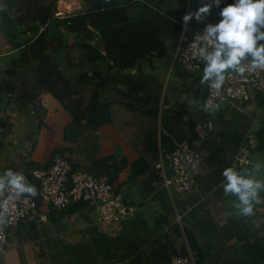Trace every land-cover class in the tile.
<instances>
[{"label": "crops", "instance_id": "0c3cea01", "mask_svg": "<svg viewBox=\"0 0 264 264\" xmlns=\"http://www.w3.org/2000/svg\"><path fill=\"white\" fill-rule=\"evenodd\" d=\"M74 1L84 8L82 0ZM144 1L137 0L139 4L132 13L142 14ZM153 1L165 11L184 4L183 0ZM230 1L224 0V5ZM211 2L188 0L192 6ZM0 9L1 84L7 70L23 60V48L17 46V41L30 34L20 27L12 34L11 42L8 30L13 17L2 3ZM213 15L212 9L199 24H209ZM74 43V38L69 40L68 57L75 64L76 52L70 51L73 46L78 48L79 42ZM94 43L100 45L98 41ZM167 44L170 47L171 38ZM175 51L171 50L166 58L153 56L129 71L117 73L119 78L151 86L153 104L160 110L158 118L117 104L110 108L109 122L93 128L83 121L81 135L70 139L71 127L76 122L51 94L42 92L34 107L27 111L19 110L15 103L1 102L0 118L8 116L12 130L9 134L0 130V174L10 168L23 173L34 184L33 170L50 168L56 155L80 165L110 158V165L127 163L112 185L135 211L121 224L104 227L96 220L95 204H73L66 210L41 205L39 211L48 215V222L20 223L9 235L7 253L0 257V264H172L179 255H192L195 264H264V192L253 216H239L234 208L235 197L223 191L222 176L226 167L235 168L239 149L251 129L257 126L264 129V93L251 94L244 101L225 104L220 111L206 115L202 111V96H195L199 88L195 75L178 65ZM81 54L83 59L76 61V64L83 61V67L79 68L90 75L101 69V63L91 64ZM168 83L172 84L170 91L166 89ZM88 87L91 85L86 91ZM106 91L111 93L109 89ZM177 104L188 107L184 127L180 128L168 116ZM206 120L213 121L214 128L203 139ZM169 129L183 132L186 135L183 142L203 154L202 169L197 175L198 189L191 194L168 190L151 172L139 174V168L132 167L141 159L152 163L148 132L158 140ZM261 136L262 145L252 154L250 164L235 169L264 180V134Z\"/></svg>", "mask_w": 264, "mask_h": 264}, {"label": "trees", "instance_id": "16d2710c", "mask_svg": "<svg viewBox=\"0 0 264 264\" xmlns=\"http://www.w3.org/2000/svg\"><path fill=\"white\" fill-rule=\"evenodd\" d=\"M57 2L58 0H0L13 17L8 30L9 40L14 41L12 34L20 27H25L30 34L17 41V46L23 48V60L7 70L0 84V105L6 100L8 103H15L19 110L27 111L34 107L42 92H45L59 101L73 116L74 122L86 121L93 128L109 122L110 108L117 104H125L158 118L160 110L153 104L151 86L134 79L119 78L115 73L129 71L140 61L153 56L166 58L171 50L177 49L183 35L193 38L195 34L203 33L205 25L199 24L196 19L187 23L184 21L186 14L194 13L200 6H187L184 3L176 10L165 11L154 4L153 0H145L142 14L136 15L132 10L138 6L137 0H82V12L57 19ZM231 2L232 0L229 3ZM213 10L215 15L210 18L209 23L219 20V8L213 7ZM2 13L0 9V17L3 16ZM56 27L62 29L63 36L59 35ZM70 38H74L75 43L79 42L78 48L82 50L85 59L91 64L101 63V69L92 71V75L83 70L73 78L67 77L64 67H83V61L76 64L77 60L74 59V64L68 57ZM168 38H171L170 47L167 44ZM95 41L100 45L93 44ZM203 67L201 71L194 73V80L199 85L195 96L198 98L202 94V107L210 88L207 83H201ZM89 85H93L94 89L87 103L81 94ZM107 89L113 96L104 98L103 92ZM78 95L80 96L76 97ZM187 115L188 107L185 104H177L168 113L169 121L179 128L184 127ZM0 130L3 134L11 133L12 124L8 116L0 121ZM261 134H264V129L257 134L262 141ZM185 138L183 132L175 129H169L168 134H162L158 140L153 138V133L148 132L147 144L151 149L152 163L141 159L133 163L132 167L139 168V174L151 172L152 177L159 181L156 165L161 151L174 150ZM109 162L110 158H104L93 160L87 165L71 163V175L78 171L92 172L106 175L110 183H113L127 163L116 166ZM34 186L37 188L35 199L42 204L36 181ZM79 203L86 202L74 204Z\"/></svg>", "mask_w": 264, "mask_h": 264}, {"label": "built area", "instance_id": "2783aa9c", "mask_svg": "<svg viewBox=\"0 0 264 264\" xmlns=\"http://www.w3.org/2000/svg\"><path fill=\"white\" fill-rule=\"evenodd\" d=\"M183 2L190 6L188 0ZM84 10L81 3L74 0H58L55 18H67ZM197 33L193 38L182 36L176 49V62L185 71L196 73L202 70L204 61L199 57L200 47L207 45ZM246 65L248 61H243ZM264 93V69L251 70L245 73L230 71L220 89L209 88L204 100L203 109L206 115L214 114L228 103L244 101L251 94ZM214 128L213 121L206 120L203 139ZM259 126L253 127L247 134L235 159V168L240 169L250 164L252 154L261 146L258 137ZM203 164L202 152L188 142L178 143L171 151H161L156 169L159 172L161 185L173 189L180 195L193 193L198 189L197 175ZM71 163L63 156L56 155L50 168H35L33 177L39 185L41 203L28 193L17 195L14 190L0 194V201L11 197L7 212L0 216V257L7 253L10 233L22 222H48V215L39 211L40 206L55 210H66L74 203L86 202L97 206V222L104 227L119 225L135 211L132 205L125 203L122 195L114 190L106 175L78 171L71 175ZM25 176V175H24ZM26 183L34 185L30 178ZM158 185V182L155 183ZM172 264H195L192 255L176 256Z\"/></svg>", "mask_w": 264, "mask_h": 264}, {"label": "clouds", "instance_id": "9594fccd", "mask_svg": "<svg viewBox=\"0 0 264 264\" xmlns=\"http://www.w3.org/2000/svg\"><path fill=\"white\" fill-rule=\"evenodd\" d=\"M222 4L224 0H212L184 16L186 23L193 18L199 21L211 14L213 7L219 8V20L205 25L200 37L212 46L211 50L200 47L198 51L205 62L201 83H207L212 89H220L230 71L243 74L249 66L251 70L264 69V0H232L220 7ZM222 176L224 193L235 197L236 214L253 216L255 206L262 203L264 180L233 167H226ZM6 190H14L17 195H37V188L26 183L24 174L10 168L0 174V193ZM10 199L0 201V216L7 212Z\"/></svg>", "mask_w": 264, "mask_h": 264}, {"label": "rangeland", "instance_id": "374dc122", "mask_svg": "<svg viewBox=\"0 0 264 264\" xmlns=\"http://www.w3.org/2000/svg\"><path fill=\"white\" fill-rule=\"evenodd\" d=\"M70 41H72V38H70ZM72 51H70L71 53H74V51L76 52V56L74 57V58H76V60L77 59H80V60H82L83 58H82V54L80 53L79 54V52H81L82 50L81 49H79V48H77L76 46H73V48L71 49ZM175 56H176V51H175ZM174 56V57H175ZM166 61L167 60H165V63H166ZM78 62V61H77ZM179 65V64H178ZM175 67H177V66H175ZM172 70H173V68H172ZM63 71H64V73H65V75L67 76V77H69V78H73V77H75L76 75H78L79 73H81L83 70L81 69V68H71L70 66H67V67H64L63 68ZM117 74V73H116ZM167 82H169V77H168V80H167ZM172 83V82H171ZM171 83H168L167 84V86H166V89H168V91H170L171 90V87H172V84ZM93 89H94V86L93 85H91V87H88L87 88V91L85 90H83V92H82V95H83V99L88 103L89 101H90V98H91V95H92V93H93ZM48 94H50V93H48ZM49 96H53L52 94L51 95H49ZM108 96H113V94H111V93H109V92H107V91H104L103 92V97L104 98H106V97H108ZM200 96H202V94L200 93ZM204 113H205V111H204V109L202 110ZM45 113V110H43V114ZM2 119L0 118V121H1Z\"/></svg>", "mask_w": 264, "mask_h": 264}, {"label": "water", "instance_id": "95a60500", "mask_svg": "<svg viewBox=\"0 0 264 264\" xmlns=\"http://www.w3.org/2000/svg\"><path fill=\"white\" fill-rule=\"evenodd\" d=\"M56 30L58 31L60 36H63V32L60 30L59 27H56ZM71 133L69 134L70 139H76L78 138L83 130V125L81 123H75L72 127H71Z\"/></svg>", "mask_w": 264, "mask_h": 264}]
</instances>
